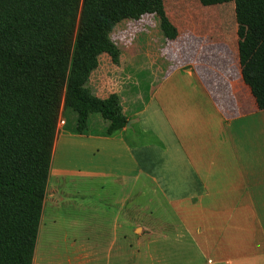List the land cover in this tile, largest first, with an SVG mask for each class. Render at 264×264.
Returning <instances> with one entry per match:
<instances>
[{"label": "crops", "instance_id": "crops-1", "mask_svg": "<svg viewBox=\"0 0 264 264\" xmlns=\"http://www.w3.org/2000/svg\"><path fill=\"white\" fill-rule=\"evenodd\" d=\"M102 58L90 87L100 100L119 98L127 125L108 136L109 123L89 115L79 134L76 114L61 111L39 227L48 203H66L53 191L61 188L57 180L78 177L89 180L96 195L98 190L108 195L89 202L95 217L91 231H106L111 219L119 236L126 237L130 228L139 229V236L161 231L139 224L140 216L133 215L139 207L129 208L141 190L149 189L167 203L182 230L175 234L177 241L194 248L200 264H264V144L260 134L253 133L248 142L257 150L241 139L255 119L264 122L251 85L238 73L213 85L196 70L167 74L138 62L125 66L121 56L118 66ZM145 73L148 86L139 83ZM102 239L82 246V252L92 255L88 264H106L100 257ZM35 257L36 251L32 264ZM151 261L159 263L154 257Z\"/></svg>", "mask_w": 264, "mask_h": 264}, {"label": "trees", "instance_id": "trees-1", "mask_svg": "<svg viewBox=\"0 0 264 264\" xmlns=\"http://www.w3.org/2000/svg\"><path fill=\"white\" fill-rule=\"evenodd\" d=\"M195 1L234 3L264 28V0ZM145 16L156 18L166 41L177 39L164 0H0V264H32L61 111L76 114L79 134L92 114L109 123L108 136L126 127L119 98H96L89 82L101 56L119 65L112 30ZM245 36L240 59L251 66L241 77H264V55Z\"/></svg>", "mask_w": 264, "mask_h": 264}, {"label": "rangeland", "instance_id": "rangeland-1", "mask_svg": "<svg viewBox=\"0 0 264 264\" xmlns=\"http://www.w3.org/2000/svg\"><path fill=\"white\" fill-rule=\"evenodd\" d=\"M164 9L178 32V37L173 42L163 38L158 22L153 16H145L139 21H125L112 30L111 39L119 48L125 66L138 62L145 68L161 70L167 74L175 69L196 70L203 81L215 85L227 81L225 75L237 76V73L240 74L239 69L244 68L247 71L251 66L250 61L240 59L243 54L241 48L249 40L245 35L255 36V40L249 44H255L256 56L258 52L264 55L262 18L244 14L245 12L239 14L234 3L203 7L195 0H164ZM102 59L109 60L107 56ZM251 74L252 76L245 80L251 82L257 97L264 98V77L256 70ZM147 76L145 73L138 77L141 79V85L148 84ZM68 115L69 119L75 118L74 113L70 111ZM62 123L59 118L57 126ZM242 131H247L245 135L241 132V139L246 138L249 148L260 149L248 144L253 138V133L256 137L260 134V140H263L264 144L263 121L255 119ZM238 144L241 146L240 142ZM56 184L61 186L53 190L56 197H62L66 203L55 201L46 205L45 216L37 236L35 264H79V254L85 257L80 262L88 264L87 259L89 261L92 255L88 251L82 252L81 248L96 245L94 241L102 239L100 236H105L104 241L102 239L104 250L100 252L102 263L152 264L153 257L159 262H154L155 264L201 263L202 259L194 248L177 241L175 234L182 231L175 226L177 219L167 203L156 193L151 194L149 189L141 190L139 195L133 198L129 208L139 207L140 211L133 210V215L140 216L139 224L146 223L149 227L153 224V227L160 228L161 231H145L139 236L142 234L139 229L135 233L130 228L125 231V237L115 233L116 222L113 219L106 231H91L89 225L94 222L95 217H92L89 211V202L95 198L106 200L108 195L99 190L96 195L91 191L92 183L89 180L70 177L66 180L58 179ZM49 188L52 190L53 183H50ZM106 216L109 218L110 214ZM121 224L123 225V219ZM111 239L113 242L108 251L107 246Z\"/></svg>", "mask_w": 264, "mask_h": 264}]
</instances>
